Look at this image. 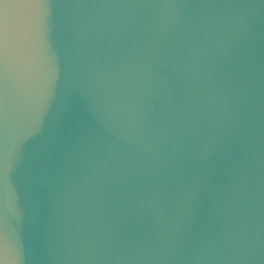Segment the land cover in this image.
Instances as JSON below:
<instances>
[{
	"label": "water",
	"instance_id": "obj_1",
	"mask_svg": "<svg viewBox=\"0 0 264 264\" xmlns=\"http://www.w3.org/2000/svg\"><path fill=\"white\" fill-rule=\"evenodd\" d=\"M0 264H264V0H0Z\"/></svg>",
	"mask_w": 264,
	"mask_h": 264
}]
</instances>
